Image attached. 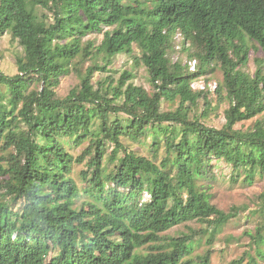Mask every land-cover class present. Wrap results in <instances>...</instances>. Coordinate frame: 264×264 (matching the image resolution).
I'll return each mask as SVG.
<instances>
[{
	"label": "trees",
	"instance_id": "trees-1",
	"mask_svg": "<svg viewBox=\"0 0 264 264\" xmlns=\"http://www.w3.org/2000/svg\"><path fill=\"white\" fill-rule=\"evenodd\" d=\"M93 33L104 35L99 47L86 41ZM179 33L177 54L197 60L195 73L172 58ZM8 34L25 57L17 60V75L0 72L11 94L8 103L0 95V142L14 150L10 162L0 157V193L11 197L0 201V264H195L185 261L188 238L173 239L164 251L136 249L189 221L217 230L237 217L218 209L199 185L218 163L250 185L264 177V120L247 132L236 129L264 115V59L256 60L255 74L247 71L251 51L264 54V0H0V40ZM122 54L146 67L153 94L132 83L129 71L116 87L112 81L105 92L95 89L94 75L107 73ZM99 56L104 66L78 70L80 87L59 98L73 61ZM217 68L224 75L217 91L231 103L221 129L191 118L186 106L207 94L192 83ZM38 83L41 89L32 90ZM163 99H179L180 106L163 112ZM149 138L155 155L164 143L161 164L124 142ZM87 140L75 159L66 146ZM85 161L81 189L73 165ZM260 199L264 204V192ZM18 202L23 207L15 211ZM255 240L264 245V234ZM258 255L264 261L263 249ZM200 259L211 264L212 251Z\"/></svg>",
	"mask_w": 264,
	"mask_h": 264
},
{
	"label": "rangeland",
	"instance_id": "rangeland-1",
	"mask_svg": "<svg viewBox=\"0 0 264 264\" xmlns=\"http://www.w3.org/2000/svg\"><path fill=\"white\" fill-rule=\"evenodd\" d=\"M131 2H133V0H124L126 4ZM103 38V34L93 33L87 37L86 41L99 47L102 44ZM173 48H175V53L173 52L172 54L174 62L177 61L178 57L184 62L188 60L186 53H182L181 55L177 54L178 51L176 50L175 42L173 43ZM135 52L136 56H141V52L138 49H136ZM19 57H25V51L19 42L10 34L3 37L0 40V72L8 76L17 75V60ZM257 59L263 60L264 54L262 52H256L253 49L250 56V66L247 69V71L252 74H255L257 70ZM97 63L104 66L102 56L91 59L78 58L73 61L70 75L62 78L61 85L57 89L58 97L64 99L68 97L74 89L80 87L81 78L79 77L78 70H82L85 73L88 67ZM127 71L133 73L134 78L131 81L132 83L144 87L151 94L154 93V88L150 82V76L146 67L127 54L117 56L107 73L97 72L94 75L93 84L95 89H100L102 92H105L109 89L112 81H114L113 84L114 87H116L122 74ZM206 82L209 84H217L218 89V86H221L224 82L222 70L217 68L213 73L208 75V80ZM41 87L42 85L38 83L33 86L32 90H40ZM203 93L207 94L202 97L197 104L186 105L191 118L198 117L202 123L208 126L220 129L223 128L227 123L226 112L230 109V100L227 98L225 92L219 93L216 91L215 93H211L205 91ZM0 95L5 96V103H8L11 99V94L8 92L7 87L1 84ZM179 106V99L174 102L163 99L161 110L163 112L176 111ZM113 118H115V116H112V119ZM119 118L124 119L126 117L120 115ZM258 120H264V115H260L249 121L239 122L236 125V129L245 132L252 130ZM124 142L130 151L148 157L157 164H161L166 157L164 143L161 145L159 154L155 155L153 140L150 138L142 140L141 142H131L125 139ZM2 146L3 143L0 142V157H5L7 161L10 162L11 154L14 153V150L5 151L2 149ZM89 146L90 142L87 140L80 147H76L75 144L69 143L66 148L74 158L77 159L83 155L84 151ZM111 147L112 145L108 143V155L111 152ZM87 161L84 163H74L73 165L72 177L76 180L81 189L87 186L82 175V172L87 169ZM8 162H4V164ZM213 164L214 166L217 165L215 161ZM218 164L219 165L213 170V173L199 181V185H204L205 189L212 194V203L218 209L225 213L236 214L237 217L217 230L207 223L197 220L189 221L168 232L162 233L160 235L161 239L156 243H146L137 248L136 253L148 254L156 250H168L169 244H171L173 239L188 238L189 241L187 245L191 244L192 253L190 256L186 257L185 261L193 260L195 264H199L201 261L200 258L206 255L210 250L212 251L211 264H233L241 260H244L243 264H264V261L258 255L259 249L264 250V245L261 246V244L255 240L259 232L264 234V204L260 199V195L264 192V177L258 176L254 184L250 185L244 182V178L236 180V174L226 163L220 162ZM148 199L149 196L145 195L142 198V202ZM2 200L10 202L11 197L6 196L5 192L2 191L0 193V201ZM83 201H85L84 197L80 199L78 205L81 206ZM11 205L13 210L16 211L23 207V202H18L17 204L12 203Z\"/></svg>",
	"mask_w": 264,
	"mask_h": 264
},
{
	"label": "built area",
	"instance_id": "built-area-1",
	"mask_svg": "<svg viewBox=\"0 0 264 264\" xmlns=\"http://www.w3.org/2000/svg\"><path fill=\"white\" fill-rule=\"evenodd\" d=\"M175 39L177 40V45H176V50L181 51L183 49L182 42L184 41V37L181 33L176 35ZM188 67L192 73L197 72L198 70V62L197 60H189L187 61ZM191 88L195 91H200V92H211L215 93L217 91V84H209L204 80H198L194 81L191 85ZM147 195V194H146ZM149 196V195H147ZM150 198V196H149ZM19 238V234H14L12 239L16 241Z\"/></svg>",
	"mask_w": 264,
	"mask_h": 264
}]
</instances>
